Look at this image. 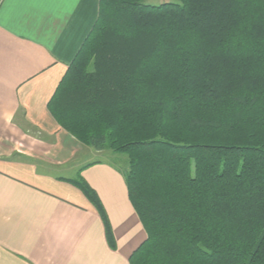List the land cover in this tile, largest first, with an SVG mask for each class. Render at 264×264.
I'll return each mask as SVG.
<instances>
[{"label": "trees", "instance_id": "1", "mask_svg": "<svg viewBox=\"0 0 264 264\" xmlns=\"http://www.w3.org/2000/svg\"><path fill=\"white\" fill-rule=\"evenodd\" d=\"M48 108L128 156L131 264H264V0H100Z\"/></svg>", "mask_w": 264, "mask_h": 264}, {"label": "crops", "instance_id": "2", "mask_svg": "<svg viewBox=\"0 0 264 264\" xmlns=\"http://www.w3.org/2000/svg\"><path fill=\"white\" fill-rule=\"evenodd\" d=\"M100 0H0V264H131L146 230L128 170L82 144L48 108ZM113 158V155H109ZM97 193L109 220L72 180Z\"/></svg>", "mask_w": 264, "mask_h": 264}, {"label": "rangeland", "instance_id": "3", "mask_svg": "<svg viewBox=\"0 0 264 264\" xmlns=\"http://www.w3.org/2000/svg\"><path fill=\"white\" fill-rule=\"evenodd\" d=\"M164 2H179V0H144V3L153 4V5H158ZM106 151L108 153L107 156L106 155L101 156L100 157L101 160H105L106 158H109L108 160L112 161L117 166L129 170V159L126 154L116 153L110 149H106ZM109 155H113L114 157L111 158L109 157Z\"/></svg>", "mask_w": 264, "mask_h": 264}]
</instances>
